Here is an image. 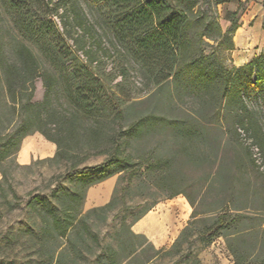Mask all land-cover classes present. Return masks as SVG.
Listing matches in <instances>:
<instances>
[{"label": "trees", "instance_id": "trees-1", "mask_svg": "<svg viewBox=\"0 0 264 264\" xmlns=\"http://www.w3.org/2000/svg\"><path fill=\"white\" fill-rule=\"evenodd\" d=\"M200 1L0 0V100H5L7 108L0 111L3 179H7L3 162L12 158L20 150L22 140L34 132H40L56 144L51 160L65 161L67 175L81 177L71 190H60L58 182L53 191L58 205L47 195L38 193L32 197L30 203L37 207L46 232L58 231L70 242L73 235H78L76 238L87 243L91 254L93 247L87 242V236L92 234L88 218L112 208L116 199L112 195L106 204L83 213L87 190L124 168L88 180L85 173L103 164L89 165L87 161L105 154L108 160L128 163L127 149L155 125L169 127L186 157L202 163L207 157L201 144L216 138L231 118L230 126L235 133L241 138L244 133L251 140L247 147L257 146L264 154V52L244 65L228 62L220 50L222 46L227 50L234 48V35L240 26L239 10L228 11L230 24L223 29L211 0L207 1V8H203ZM222 1L215 0V4ZM44 6L60 18L65 39H72L75 48L86 54L85 60L77 57L70 62H67L68 56L59 54L64 63L62 71L69 78L65 88L61 87L58 74L45 67L27 44L11 39L12 25H24L26 14ZM6 12L13 17H6ZM49 25V30L52 26L54 33L60 35L53 20ZM99 31L109 36L108 44L104 45ZM105 53L117 54L119 60L114 62L113 68L100 60ZM130 65L141 78L143 88L150 92L148 96L157 97L166 110L176 111L173 107H177L180 115L150 112L124 124L128 108L137 102L145 103L148 98L136 99L130 85L134 82L128 75ZM37 78L45 89L41 101L34 100ZM187 103L193 105L192 110L183 107ZM15 114L19 122L10 128ZM170 163L171 160L162 158L152 161L151 157L140 161L141 167L158 171L165 166L169 168ZM180 193L177 191L168 197ZM7 197L8 191L0 180V218ZM186 197L194 207L192 198ZM214 214L199 230V238L205 244L219 236L233 235L243 217L231 206ZM195 216L194 209L191 218ZM191 224L183 228L175 245L192 234ZM232 252L234 264L253 263L239 250L232 248ZM63 256V251L57 259L53 255L49 263L63 264ZM95 261L124 264L119 251L111 244L104 246Z\"/></svg>", "mask_w": 264, "mask_h": 264}, {"label": "rangeland", "instance_id": "rangeland-1", "mask_svg": "<svg viewBox=\"0 0 264 264\" xmlns=\"http://www.w3.org/2000/svg\"><path fill=\"white\" fill-rule=\"evenodd\" d=\"M207 1H200L203 8L208 7ZM211 2L223 29L230 24L228 11L239 10V22H245L253 33L263 32L264 0H224L218 4H215V0ZM5 16L13 17L10 12H6ZM23 19L24 25H12L11 39L27 44L45 67L58 74L61 87L65 88L69 78L62 71L64 63L59 54L68 56L67 62H70L77 57L85 60V51L77 50L72 39H65L60 18L48 7L30 11ZM50 20L55 22L60 35L54 33V27L48 29ZM99 34H103L104 45L108 44L109 36L101 31ZM220 54L230 62V50L222 46ZM116 56L114 53H105L100 56V60L108 68H113L114 62L119 60ZM128 75L134 82L130 85L136 99L148 98L145 103L137 102L128 108L124 124L150 112L180 115L177 107H173L176 111L166 110L157 97L148 96L150 92L143 88L134 66L130 65ZM44 92L42 81L37 78L34 100L41 101ZM4 101L0 100V111H7ZM192 106L191 103L183 104L185 109L192 110ZM11 118L10 128H13L19 122V116L15 114ZM230 122L231 118L216 138L201 144V150L207 157L202 163L186 157L181 151L180 142L164 124L145 130L142 137L132 142L127 149V153H130L128 163L108 160L105 154L90 158L87 164L103 165L87 171L85 178L88 180L113 173L119 167L124 168L114 173L118 175L113 193L116 199L114 206L107 211L93 213L88 218L92 234L87 236V242L93 247L91 254L87 243H81L76 238L78 235H73L70 242L58 231L52 229L46 232L37 207L30 203L32 197L40 193L49 196L58 205V200L53 197L58 182L60 190H71L77 186V180L81 177L67 175L65 161L51 160L55 154L49 156L35 151L33 146L43 150L40 140L25 143V149L33 152L30 161L23 163L18 155L19 150L3 162L7 179H3L0 171V180L8 191L7 201L1 207L0 264H51L48 259L53 255L57 259L62 251L63 264H101L95 260L108 244L119 251L124 264H234L232 248L239 250L249 261L252 260V264L264 262V154L255 147L249 149L247 141L235 133ZM37 133L40 132H34L30 137L34 138ZM193 147L196 149L197 145ZM143 157H151L152 161L156 158L168 159L171 163L169 168L165 166L162 171H158L141 167ZM177 191L181 193L168 197ZM186 195L192 198L194 207ZM156 202L163 203L166 225L172 227L176 223L180 228L175 239L163 246L153 243L147 233L136 228L138 217ZM226 206L235 208L243 215L235 233L219 236L209 244L203 243L198 235L199 230L210 222L217 210ZM82 209L83 213L89 210L84 206ZM194 209L196 216L192 219ZM189 222H192V234L186 240L181 238L175 245Z\"/></svg>", "mask_w": 264, "mask_h": 264}, {"label": "crops", "instance_id": "crops-1", "mask_svg": "<svg viewBox=\"0 0 264 264\" xmlns=\"http://www.w3.org/2000/svg\"><path fill=\"white\" fill-rule=\"evenodd\" d=\"M245 20V19H244ZM243 22V21H242ZM240 22V26L234 35V48L230 50L231 60L233 65L240 66L247 64L254 57L259 56L264 52V29L261 33H253L248 25ZM255 32V31H254ZM31 140H40L43 150L33 146L35 151L45 153L52 156L55 154L57 146L54 142L48 140L43 134L37 133L34 138L30 135L24 139V144L20 147L18 153L20 160L23 163L30 161L33 152L25 149V143ZM118 180V175H111L102 181L91 185L86 193L84 208L90 209L96 206L106 204L112 198L114 189ZM163 203L158 202L150 211L136 222L138 231L147 233L153 243L167 245L172 242L178 235L180 228L176 223L172 227H168L164 222ZM150 223V225H148Z\"/></svg>", "mask_w": 264, "mask_h": 264}, {"label": "built area", "instance_id": "built-area-1", "mask_svg": "<svg viewBox=\"0 0 264 264\" xmlns=\"http://www.w3.org/2000/svg\"><path fill=\"white\" fill-rule=\"evenodd\" d=\"M242 135L244 136V140L247 141L248 144L251 143V140L247 139L245 137V134L244 133ZM252 147H255V148H257V150H259L257 146H252Z\"/></svg>", "mask_w": 264, "mask_h": 264}]
</instances>
